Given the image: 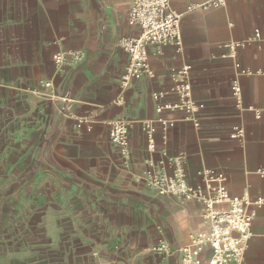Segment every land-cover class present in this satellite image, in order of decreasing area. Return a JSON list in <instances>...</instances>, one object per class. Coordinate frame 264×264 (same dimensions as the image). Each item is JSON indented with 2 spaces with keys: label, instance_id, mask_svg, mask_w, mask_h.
<instances>
[{
  "label": "crops",
  "instance_id": "0c3cea01",
  "mask_svg": "<svg viewBox=\"0 0 264 264\" xmlns=\"http://www.w3.org/2000/svg\"><path fill=\"white\" fill-rule=\"evenodd\" d=\"M132 1L0 0V264H183L149 251L159 241L189 245L206 227L198 200L158 196L146 182L150 171L170 173L173 160L192 185L208 168L231 196L264 199V0L192 12L204 0H169L180 48H149L152 76L123 87L118 41L136 34ZM231 42L244 44L236 60L249 75L226 56ZM56 53L81 61L55 67ZM184 66L198 112H156L152 95L174 101ZM159 119L175 124L163 130ZM117 120L130 125L124 155L108 138ZM235 127L241 141L230 137ZM252 213L241 264H264V205ZM210 256L204 250L199 264Z\"/></svg>",
  "mask_w": 264,
  "mask_h": 264
},
{
  "label": "built area",
  "instance_id": "2783aa9c",
  "mask_svg": "<svg viewBox=\"0 0 264 264\" xmlns=\"http://www.w3.org/2000/svg\"><path fill=\"white\" fill-rule=\"evenodd\" d=\"M231 0H204L187 6L186 11H208L224 7ZM127 25L136 31L129 37H122L118 46L127 56V64L121 74L120 84L130 86L133 82L147 76H152L149 70L147 57L149 48L171 46L178 50L181 46L182 35L180 28V15L170 10L169 0H133L127 13ZM260 34L255 31V38ZM242 42H231L225 46L227 57L234 61V67L240 76L249 75L236 60L237 51L243 46ZM55 67L65 64L78 63L81 56L78 54L65 56L60 53L52 55ZM189 67L184 66L177 71L178 79L174 81L171 93L174 101L161 104L159 100L164 94H153L155 111L182 113L188 117L199 110L192 97V88L187 79ZM45 86H51L46 83ZM236 106L240 103V88L234 83L231 87ZM65 102L68 99H64ZM259 117V113H256ZM163 130L172 128L174 119H159ZM130 125L121 120L110 124L108 138L121 154L128 153ZM148 135L147 151H155V142L152 138L154 128L145 125ZM244 130L235 127L230 135L232 139L241 141ZM200 185L190 184L182 162L173 160L170 173L166 170L148 172L146 182L156 191L158 196H174L184 202L198 200L202 204L201 218L206 227L189 239V245L180 246L171 250L165 241H159L151 246L149 251L159 255H175L183 264H199V256L204 250H210L211 256L208 264H241L245 251V244L251 236L253 221V208L264 205L263 198L251 199L249 197L231 196L225 186V176L212 169L204 168L197 172ZM207 191V194L205 193Z\"/></svg>",
  "mask_w": 264,
  "mask_h": 264
}]
</instances>
